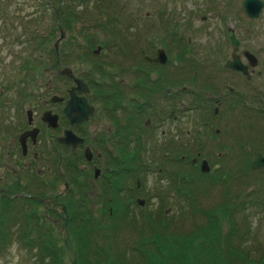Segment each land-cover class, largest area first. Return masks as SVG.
<instances>
[{
    "label": "rangeland",
    "instance_id": "obj_1",
    "mask_svg": "<svg viewBox=\"0 0 264 264\" xmlns=\"http://www.w3.org/2000/svg\"><path fill=\"white\" fill-rule=\"evenodd\" d=\"M77 1L0 0V125L7 127L15 122L13 118L19 116L16 112L22 108V105L17 106L16 101L22 92L25 93L24 89L32 91L34 97H39L44 102V100L49 101V99L44 97L45 95L55 93L56 91L60 92L61 89L67 87L59 82L56 74L57 68L55 67V42L61 36L60 27L65 32V37L59 44L60 51L63 49V51L69 53L70 49L66 47V45H69L72 46L71 51H74L76 55L72 61L68 62V67L76 69L77 73L83 76L87 71H92L94 68L92 66L96 64V60H113L115 67L118 64L121 67H116V69H121L120 77H126L127 82L129 75L124 72V67L125 69L129 68L133 60L138 56H142V54L143 56L146 54L151 55L153 52L151 50H154L152 47H155V49L159 47L166 49L171 62L173 60L183 62V59H185L189 63L196 62L209 69H212L214 66L213 71L220 75L223 71L221 67L224 68V64L232 59V54L234 53V46H232L228 38V30L229 28H233L237 39L240 41L239 50L236 53L241 56L242 62L247 66V69L248 65H252L246 58L245 52H250L258 59V64L252 66L251 69V73L254 75L251 90L255 88V92L261 90V87L264 86V9L257 19H251L244 11V0H103L107 7L106 10L114 14L113 17L110 16L112 19L109 18L114 21L111 26H107L106 20L100 17L94 18V16L85 15L84 17L79 16V21L75 20L74 30H67L61 22V18L59 19L58 13L60 9L73 7L70 8L72 12L75 8L76 10L78 8L83 13L86 9L90 13L96 12V0L88 5L79 4ZM86 34H89L94 39L93 44L90 43V37H86ZM111 40L117 41L112 51L110 48L108 50L106 49V43ZM99 44L104 45L105 48L96 57L93 51ZM186 44H189L188 48L193 51L189 52L188 50V53H186ZM150 45L154 46L151 47ZM73 46H76L77 49H74ZM88 47L92 49L88 50ZM87 50L88 52H85ZM142 61L145 60L142 58ZM201 70L200 74L195 76L190 75V83L197 85L203 80H210L209 74H203ZM190 72L191 68H189ZM152 73L159 80V82L157 81L158 88L161 87L162 91L165 92L167 85L166 75L162 71L152 70ZM211 77L214 76L211 75ZM129 79L134 81L133 78ZM182 82L184 81L178 80L175 83L180 88L183 85ZM143 84L148 89L143 90L150 93L147 97L144 96L143 101L149 103L155 100L156 94L151 92L149 88L153 87V84L147 82V80H143ZM174 90L176 91L177 88ZM240 90L244 94L250 95V89L241 86ZM122 92V97H129L126 98L125 103L130 104L129 100H132L134 97V91H129L126 87V90L124 88ZM140 102L143 104L142 100ZM130 105L134 104L131 103ZM118 107L116 106L112 109L118 111ZM120 107L123 108V106ZM188 115H191V112ZM174 116L179 121L175 122L173 120L171 122L172 125H169V121L167 120L162 122L158 121L151 128L153 131L156 128L155 139L158 140V143L160 141V144L162 142L161 138L165 137L167 140V135L172 134L171 141L173 149L170 155L178 156L177 151L179 145L176 144V140L178 136L182 138L189 134L190 130H192L191 124L193 123H191L189 117L188 122L185 121L184 123L183 118L187 115L175 114ZM126 117L130 119L128 115ZM228 117L231 121L238 145L231 148L228 145H219L216 142L214 145H210L205 137V143L202 144L200 153L195 152L199 151L198 149L194 150L192 151L194 152L193 155L189 158L190 160H196L198 162L199 167L197 169L199 171L202 169L203 171H207V173L216 175L212 177L203 176L204 179L212 183L209 186L213 187L208 190L198 191L194 205L197 209L196 212L201 211V209L207 211L212 210L215 207L217 208V205L221 203L227 206H233L235 211L229 220H221V224L218 225L220 226L219 236L221 235V227H223L224 232L229 233L231 223L236 222L241 236L238 237L236 234L232 235L230 244L232 248L240 250L248 257L249 261H252V259L264 254V212L261 213L260 210L254 211V208L251 206V203H255L256 201H264V190L261 192L262 188H264V177L252 173L251 170V173L247 170V172H244L240 166L237 165L236 167V162L241 159L244 166L246 162L249 164L251 158L246 161L244 158L248 147L251 149L250 152L252 151L253 153V159L258 152H264L263 143L251 144L252 139L256 137L254 135L255 130L257 128L264 130V123H261L259 126L256 125L264 121V119L260 120L258 119V115L247 112L241 104L235 106V109L232 108ZM147 118H150V116L147 117L146 113L143 112L142 122L145 123ZM252 122L256 127H251ZM142 130L141 139L143 140L144 152L151 158L153 153L151 144H154L153 132L148 130L147 126H142ZM219 137L221 141L226 139L225 135H219ZM18 139L19 137L16 133L9 134L5 130H0V154L6 151L9 154L7 155L8 161L3 164L1 163L0 166V173L4 177L8 176L7 168H10L12 163L18 161L16 157ZM121 147H112L115 154H117V158L118 154L124 156L125 159L132 158L134 152L128 150V147L127 150H123ZM157 149L158 151L162 150L161 148ZM225 151H228V154ZM179 154L183 155L182 151H179ZM189 154L191 153L186 154L187 158ZM197 154L199 155L198 157H196ZM232 158L233 161L229 163ZM152 159L154 158L150 160ZM226 163L232 165V168L229 169L231 175H228L225 179L221 178L220 174ZM18 164H21V162L18 161L16 165ZM129 164L130 166L133 165L132 162ZM149 167L152 168L150 173L142 176V182H146V184L144 183V197L149 201L144 207L148 211L152 210L154 205L153 198L150 197L153 181L158 179V182H162V185H166L168 182L166 179L162 180L160 177L157 178L161 165L157 167L150 163ZM223 172L225 173V171ZM6 179L8 180V178H5L4 181L1 180V185L6 182ZM227 181L229 184L232 183L229 190ZM124 183H127V180H124ZM129 184L133 188L132 180H130ZM214 186L216 187L214 188ZM23 200L19 199L14 204H12V200L9 202L6 201L5 206L7 211L11 210V205H14L17 209L26 207V202L20 206ZM169 203L170 206H176L171 209L177 212V209H179L177 207V201L172 200ZM182 205L186 206L187 204L183 202ZM5 206L3 213L5 217H8ZM35 206L36 211L41 215L45 214V209L40 202H37ZM186 208L188 209V207ZM204 212L191 216L189 215L190 212L188 209V215L183 222L184 224L182 221L179 222V225L184 226L181 231L186 234L189 230L195 229V227L206 225L207 219ZM17 215L18 218L16 216L11 217L13 221L17 219L18 221L10 228L13 236L9 244L5 247V255L0 258V264H32V262L27 261L29 252L21 246L16 238V234L22 229L20 221L23 219L22 214ZM224 216L225 213L220 217L223 218ZM1 218L2 214L0 216ZM55 226L57 236L60 238L62 225L55 224ZM0 230H2V227H0ZM179 239H182V237H179ZM196 244H198L197 241ZM177 245L181 246L180 244ZM203 246V249L198 251V256L200 258H206L204 260L211 263V259H207L211 254L210 244L204 241ZM185 250L188 249L185 248ZM223 250L226 251L225 248ZM219 254H224V252H219ZM63 257L65 264H72L67 252H65ZM184 259L185 262L188 260V258ZM234 260L235 257H233ZM177 262L179 263L178 257L175 264ZM236 262V264H243L240 259H236ZM260 262L263 264L262 261Z\"/></svg>",
    "mask_w": 264,
    "mask_h": 264
},
{
    "label": "flooded vegetation",
    "instance_id": "obj_2",
    "mask_svg": "<svg viewBox=\"0 0 264 264\" xmlns=\"http://www.w3.org/2000/svg\"><path fill=\"white\" fill-rule=\"evenodd\" d=\"M115 46L109 45L106 46V49L110 48L112 51ZM103 48H105L104 45ZM152 48L154 50L151 51L154 53L144 56L142 54V56L135 58L132 65H130L134 68L135 75L132 84L127 82L125 77H120L121 69L119 68L121 67L118 64L116 67H119V70L116 69L113 60H96L102 66L101 72L96 73V71L91 72L89 70L83 76L79 75L76 69H73V76L62 74L58 63L56 71L58 80L63 86L67 87L61 89L60 92H55L58 97L56 102L53 103L51 99L43 102L39 97H34L33 93L26 95L24 100H18L17 106L22 105V108L16 112L19 116L14 117L15 122L2 128L1 131L5 130L9 134L16 133L19 137L16 157L21 164L16 165L18 161H15L10 168L7 165V177L2 176L0 173V202L3 199L9 200L11 196L16 194L22 197L41 198L40 204L45 209V214L48 216L47 220L51 224L61 225L63 224V211L58 206L59 204H66L63 198L70 195L77 186H80L81 190L85 188L86 193L91 197H94L95 194L104 196L103 188L100 187L104 184L103 181L108 178L107 174L115 171L121 175L124 174L131 159H125L120 154L117 158V154H115L112 147L122 146L121 148L126 150L128 143L136 146L137 141L135 142V140L127 137L126 124H132L131 132H133L136 140L141 139L142 126H147L148 130L153 132V141L156 145L158 140L155 139L156 128L155 131L151 128L153 124L167 120L169 125H172L173 120L175 122L179 121L174 116L175 114L187 115L183 118L184 123L185 121L188 122L189 117V120L193 123L191 124L192 130L182 138L178 136L177 145L185 146V148L190 147V145L201 147L206 137V141L210 145H214L216 142L219 145H228L231 148L238 145L228 117L232 108L235 109L237 104H241L247 112L258 115L260 120L264 119V86L261 87L262 89L259 88L261 90L257 89L258 91L255 92V88L251 90L254 79V75L251 73L252 66L247 64L249 75H246L241 71L227 68V63H225L224 68L221 67L223 71L219 75L213 71L214 66L209 69L202 64L193 62L189 73V62L183 58H180L183 59V62L178 60L171 62L169 54L163 47L159 48L164 49L167 54L168 61L166 63L148 60L147 56L156 58L160 50L159 48ZM142 58L147 62V68L143 66ZM64 67L68 66L65 65ZM151 69L162 71L166 75L165 92L162 91L161 87L158 88L157 83L159 80L153 76ZM200 70L203 74L208 73L210 80H203L197 85L190 83V75L200 74ZM211 75L214 77H211ZM77 77H81L80 79L87 84L86 92L78 90ZM143 80L153 84V87L149 88L151 92L156 94V99L150 103L143 101L144 96L147 97L150 94L143 90H148L144 86ZM178 80L184 81L180 88L176 84ZM135 81L138 83L134 84ZM241 86L250 89V95L244 94L240 90ZM126 87L129 91H131L130 89L134 91L132 100L134 101L133 104H136L134 108H129V110H126L128 103H125L126 98L129 97H122V93H124L122 89L125 88L126 90ZM72 91H75L79 98L85 97L88 105L93 109V114L83 123H72V118L76 114L70 111L71 115H69L66 111ZM129 102L132 103L131 100ZM116 106H119L118 111L112 109ZM120 106H123V108ZM143 108L146 109L142 110ZM48 111L51 112L52 116H56V126L44 121V116ZM148 111L152 112L156 118L152 117L154 120L148 119L143 123L142 113L148 114ZM189 112H191V115H188ZM127 115L131 116L132 119H128ZM261 123H264V121L256 125L259 126ZM256 125L252 122L251 127L254 128ZM24 135L27 138L21 142ZM74 135L83 139V142L74 143V141H77ZM219 135H225L226 139L221 141ZM254 135L256 137L252 139L251 144H264L263 129L259 130L257 128ZM171 136L172 134H168L167 140L163 137L161 141H168L172 144ZM215 136H217L216 139ZM63 138L69 139L72 143L69 144L63 141ZM250 150V147H248L244 155L245 161L251 158L249 164L245 163L246 168L250 169L252 173L264 177V167L255 170L251 167L253 160L258 155H264V152H258L253 159V153ZM225 153L228 154V151H225ZM7 155H9L7 151L1 152L0 166L1 163L8 161ZM184 158L185 156H183ZM232 161L233 158L229 163ZM194 162L197 161L194 160ZM231 168L232 165L226 163L223 169L229 172ZM5 178H8V180L6 179V182L1 185V180L4 181ZM137 182L139 184V180ZM263 190L264 188L261 192ZM2 211L1 206L0 215Z\"/></svg>",
    "mask_w": 264,
    "mask_h": 264
},
{
    "label": "trees",
    "instance_id": "obj_3",
    "mask_svg": "<svg viewBox=\"0 0 264 264\" xmlns=\"http://www.w3.org/2000/svg\"><path fill=\"white\" fill-rule=\"evenodd\" d=\"M79 1L80 4L88 5L93 3L94 0ZM96 1L97 9L94 13H90L88 9L83 13L78 9L76 10V8L72 12L70 8L73 7L62 9L59 17L61 16V22L65 25V28L71 31L74 30L75 20L79 21V16L84 17L85 15L94 16V18L100 17L106 20L107 26H111L114 21L110 19L114 14L106 10L107 7L103 0ZM86 37H90V43H94V39L89 34H86ZM116 42L111 40L106 43V46L115 45ZM66 47L70 49L68 54H71L73 52L71 51L72 46L66 45ZM188 47L189 44L186 46V53H188V50L189 52L193 51ZM74 49H77L76 46ZM142 62L144 63L143 66L147 68V62ZM192 63H188L191 69ZM92 67L94 68L91 72H101L100 62H96ZM124 72L129 75L127 77L128 82L132 83L133 81L129 78L135 80L134 68L125 69L124 67ZM131 102L134 101L131 100ZM135 105H126V110H129L132 106L134 108ZM146 115L147 117L151 115L147 120H153L155 117L150 111ZM130 119H132L131 116ZM131 128V123L126 124L127 137L135 140V142L137 141L136 146L128 143V150L134 152L132 158H128L131 159L133 165H127L122 175L117 171L107 174L108 178L103 181L104 184L100 187L103 188L104 196L95 194L94 197H91L86 193L85 188L81 190L80 186H77L70 195L63 198L70 215L69 234L77 253L78 264H175L177 257L179 259L177 264H236V259L242 260L243 264L261 263L260 261L264 264V254L249 261L243 252L232 248L230 244L231 236L234 234L238 237L241 236L236 222L231 223L229 233L224 232L223 227H221V235L219 236L220 226L218 225L221 224V220H229L235 211L233 206L221 203L212 210L201 209V211L196 212L194 202H196L198 191L213 187L209 186L212 183L204 179L203 176H216L202 169L199 171L197 169L199 167L198 162L189 159L194 153L192 151L198 149L199 151L195 152L200 153L201 147L185 148V146L179 145L178 156H172L170 152L173 145L168 141L161 144L159 142L156 145L151 144L153 147L151 158L154 159L150 160L151 158L144 152L143 140H136ZM157 148L162 150L158 151ZM179 151H182L183 155H180ZM187 153H191L188 158ZM183 156H185L184 159ZM198 156L197 154L196 157ZM242 162L241 159L238 160L236 167L238 165L244 172L246 170L249 172L250 169L246 168V164L244 163V166ZM150 163L157 167L161 165L157 178L166 179L168 182L166 185H162V182H158V179L153 181L150 197L153 198L154 205L152 210L148 211L138 201L142 199L149 203L144 197V183L146 184V182H142V176L152 170L151 167L148 168ZM171 169L172 171H170ZM223 171L225 170L223 169ZM223 171L220 174L221 178L226 179L228 175H231L230 171H225V173ZM123 180H127V183H124ZM130 180L133 182L132 189L129 184ZM227 183L229 190L230 184L228 181ZM19 199H24L20 206L25 202L27 206L17 209L14 205H11V210L7 211L5 204L11 200L14 204ZM19 199H4L2 201V210L5 206L8 217H5L2 211V218L0 219V225L2 224L0 226L2 227V230H0V258L5 255V247L12 239L13 234L10 232V228L18 221V219L13 221L11 217L16 216L18 218L17 214H22L23 219L20 221L22 229L16 234V238L21 246L29 252L27 261L32 262V264H65L63 255L66 249L61 237L57 236L56 226L47 220L48 216L46 214L41 215L36 211L37 201L33 199H30V201L28 198ZM172 200L177 201V207L179 208L177 212L171 209L176 207L170 206L169 202ZM183 202H186L187 205H182ZM251 206L254 211L264 212V201H256L251 203ZM186 207H188L191 216L205 211L207 224L195 227L186 234L181 231L184 226L179 225V222L182 221L183 223L186 220L188 215ZM221 213H225L223 218L220 217ZM179 237H182V239H179ZM196 241L198 244H196ZM204 241L210 244L211 254L207 259H211V263L204 260L206 258L198 256V251H201L204 247ZM185 248L188 250H185ZM220 248L221 250H219ZM219 252H224V254L220 255ZM233 257H235V262ZM184 258H188V260L185 262Z\"/></svg>",
    "mask_w": 264,
    "mask_h": 264
},
{
    "label": "water",
    "instance_id": "obj_4",
    "mask_svg": "<svg viewBox=\"0 0 264 264\" xmlns=\"http://www.w3.org/2000/svg\"><path fill=\"white\" fill-rule=\"evenodd\" d=\"M243 6L245 9V12L250 18H258L264 8V1L263 0H244ZM64 34H62L63 36ZM229 38L231 40L232 45L234 46V53L232 54V59L228 61L226 64L227 68H231L233 70L241 71L246 75H249L247 66L244 65L242 62L241 56L238 55L236 52L239 50L240 41L237 39L235 35L234 29L229 30ZM101 50V47L96 51V53H99ZM246 58L250 61L252 66H256L258 64V59L255 55L251 54L250 52H245ZM148 60L153 62H160V63H166L168 61L167 54L164 50L160 49L158 51L156 58H150L147 57ZM64 74H67L69 76L72 75V71L69 69H65L63 71ZM76 83L78 84V90L79 91H87V84L81 80L76 79ZM71 100L68 102V106L66 108V111L69 115L70 111L75 112V117L72 118V123H83L89 119V117L93 114V109L90 107L87 103V100L85 97H78L75 91H72ZM57 98H55L53 101H56ZM44 121L48 122L51 125L56 126V116H52L51 112H48L44 116ZM75 136V135H74ZM77 138V141H74V143H80L83 142L82 139ZM26 135L22 136L21 142L26 140ZM63 141L71 144L69 139L63 138ZM264 167V155H258V157L252 162V169H258ZM204 169V168H203ZM141 204H144L143 201H141ZM59 209H61L64 213L62 219H63V229H62V239L65 243L70 261L72 264H78V258L77 254L75 252V249L72 246L71 239L69 237L68 233V225H69V214L67 211V207L64 204H59Z\"/></svg>",
    "mask_w": 264,
    "mask_h": 264
}]
</instances>
